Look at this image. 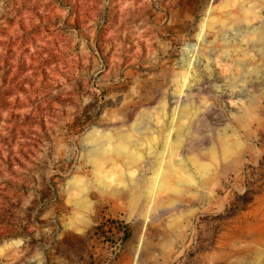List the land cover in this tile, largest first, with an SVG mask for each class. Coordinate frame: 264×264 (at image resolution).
<instances>
[{"label": "rangeland", "instance_id": "rangeland-1", "mask_svg": "<svg viewBox=\"0 0 264 264\" xmlns=\"http://www.w3.org/2000/svg\"><path fill=\"white\" fill-rule=\"evenodd\" d=\"M263 26L264 0H0V264H264ZM159 114L162 189L146 146L98 170L94 139Z\"/></svg>", "mask_w": 264, "mask_h": 264}, {"label": "bare ground", "instance_id": "bare-ground-1", "mask_svg": "<svg viewBox=\"0 0 264 264\" xmlns=\"http://www.w3.org/2000/svg\"><path fill=\"white\" fill-rule=\"evenodd\" d=\"M250 8H244L243 6H240V8L238 9L240 14L230 19L228 24H231L232 25L231 27H237L238 30H241L242 28L243 30H246L247 27L246 25H244V22L248 23L249 20L248 18H244L243 14L249 12V10H251ZM222 24L223 26L219 29L217 35V38L219 40H223L222 36H224V33L228 30V26H226V22L222 21ZM249 33L251 34V36L253 35V37L251 38V36H249L248 42L252 41L253 46H258L264 42V26L260 27L259 30H254ZM212 52H213L212 50L205 52L208 59L214 56ZM182 65H183V69L185 67L182 73L185 80L188 76V72H189L188 70L191 68L192 60L189 61L187 59H183ZM184 83L185 81L178 82V85L181 84V86H183ZM192 110H193L192 104L185 105L181 111V117L184 116L189 117L190 114H194ZM174 120L175 118H173V120L171 121L172 123L169 125L168 122L165 123V120H163L162 116L159 114L155 121L156 123L155 122L149 123L141 127L131 126L129 127L128 132L126 134L119 132L117 134L118 138L115 141L113 140L114 137H111L109 135L104 136L105 139L96 138L93 140V142L96 143V148L94 149L91 158L95 161V164H97V168H99L98 169L99 171H103L104 169L102 168L108 164H112L113 167H116L120 164L125 169H131L132 167L134 168V166L138 164V162L143 158L142 151H143V147L146 146L148 154H155L156 159H159V162L155 163V161H157L155 160L154 164H151L150 166H148V164L146 163L144 164L146 167L148 166V168L146 169H150L155 173V178L152 180V182L151 181L148 182L149 184L147 183L148 186H146V191H145V193L153 195L154 190L162 189V187L164 186L163 185L164 182H166L167 178L165 179V175L163 174L165 168H167L168 171H172L171 165L170 164L166 165V161H168L167 157L170 159H174L175 156L174 153L177 151V148L180 147L179 144H177V142L169 141L171 139V133L174 131V128L176 127L175 125H173ZM179 127L182 128V125H179ZM181 132L183 131H180V133L178 132L179 133L178 137L181 138L184 136L187 137L185 132H184L185 135L182 134ZM188 134L189 133H187V135ZM161 145L163 146L162 151L161 150L159 151L158 148H156V146H161ZM157 163L158 166L155 167V164ZM177 164L180 165L179 163ZM121 176H123V174H120V177H117V179L115 180L121 179V182L122 181L124 182L125 180ZM104 177L105 179L109 178L107 173H105ZM159 177L160 179L159 181H157ZM129 181L131 182V184H133V186L137 187V189L140 188L139 183L141 181H135L134 179H129ZM150 185L152 187H150ZM124 196L125 195L121 193L118 197L119 199H122ZM141 198L142 195H140L139 197H135V196L132 197L131 202L133 203V206L134 204L136 205Z\"/></svg>", "mask_w": 264, "mask_h": 264}]
</instances>
